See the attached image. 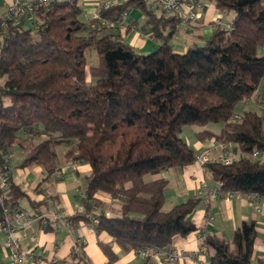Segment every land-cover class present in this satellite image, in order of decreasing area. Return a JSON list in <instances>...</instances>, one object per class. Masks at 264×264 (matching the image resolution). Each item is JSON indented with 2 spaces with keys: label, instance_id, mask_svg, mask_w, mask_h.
Masks as SVG:
<instances>
[{
  "label": "trees",
  "instance_id": "trees-1",
  "mask_svg": "<svg viewBox=\"0 0 264 264\" xmlns=\"http://www.w3.org/2000/svg\"><path fill=\"white\" fill-rule=\"evenodd\" d=\"M182 1L201 10L213 3L233 19L183 54L171 45L182 21L163 9L162 0L101 4L88 21L82 0H51L38 9L34 25L0 19V172L6 174L16 150L23 154L19 167H41L43 182L62 163H88L84 210L66 219L91 222L124 252L168 248L175 237L199 231L189 216L201 199L165 211L168 180L147 179L194 162L196 151L182 137L186 126L222 123L219 134L204 129L198 138L235 144L243 157L204 169L224 192L264 198V161L254 157L264 153L262 118L246 111L230 122L242 101L257 95L264 103L262 0ZM132 9L142 13V28L159 42L156 51L138 52L121 39L117 25ZM93 50L97 65L89 63ZM63 144L69 149L60 161L56 148ZM9 181L0 193V216L7 208L12 218L26 193L10 175ZM256 236L255 222H244L232 241L201 232V247L211 264H253ZM100 247L108 264L118 261L110 245Z\"/></svg>",
  "mask_w": 264,
  "mask_h": 264
},
{
  "label": "crops",
  "instance_id": "crops-1",
  "mask_svg": "<svg viewBox=\"0 0 264 264\" xmlns=\"http://www.w3.org/2000/svg\"><path fill=\"white\" fill-rule=\"evenodd\" d=\"M13 1L0 0V19L6 16L8 6ZM123 1L113 0L114 3ZM103 2L105 0H82L84 20L88 21L95 17ZM200 15L199 20L190 24L181 23L178 26L171 39L174 52L183 54L192 45H204L215 31L217 20L221 21L222 26L227 27L233 19V13L221 12L213 3H208L203 10L200 9ZM144 20L139 10L132 9L124 18L123 24L117 25L118 32L121 39L138 52L151 53L158 49L159 42L150 31L142 28ZM261 93H264V83L259 89V94ZM260 99L254 95L242 101L236 108V114L242 115L246 111H256L261 116L264 127V103ZM204 129L219 134L223 129V124L208 125ZM201 131L200 128L195 129L190 136H186L185 140L196 152L211 147L216 142L214 138L203 140L198 138V133ZM183 135L184 131L182 137ZM227 148L233 160H240L243 157L237 145L230 144ZM257 158L264 161V153ZM19 164H12L11 160L10 176L13 183L26 193L24 199H28L33 211L26 212L23 208L20 209L30 215L38 214L39 211L42 213L58 212L59 214V218L51 219L46 225L36 224L28 230L17 233L23 249H31L40 253V257L36 260H29V264H87L83 258L89 264H108V259L101 250L100 244L110 245L118 255V261L114 264H163L160 261L145 259L136 251L124 252L106 233H98L91 222H73L66 219L84 210L82 199L87 193L86 180L91 169L88 163H62L58 172L45 182L42 181L44 173L41 167L20 168ZM69 165L72 167L65 172L63 177H59V171ZM161 178L169 182L164 204L169 208L165 211L191 198L201 199L198 208L189 216V220L199 228V231L187 237H175L171 247L193 255L201 248V232L232 241L235 231L244 222L253 221L256 224L257 236L252 261L253 264H264V202L250 201L245 194L232 200L197 198L202 183H206L209 189L218 186L210 174L194 162L183 168L163 171L150 179ZM97 197L106 204L111 202L107 194L100 193ZM257 205L260 206V211L256 209ZM114 207L119 208V205L116 204ZM5 239L6 235L0 229V260L5 264H13L12 257L15 250L5 245ZM175 264L191 263L180 261Z\"/></svg>",
  "mask_w": 264,
  "mask_h": 264
},
{
  "label": "built area",
  "instance_id": "built-area-1",
  "mask_svg": "<svg viewBox=\"0 0 264 264\" xmlns=\"http://www.w3.org/2000/svg\"><path fill=\"white\" fill-rule=\"evenodd\" d=\"M51 0H14L9 6L4 18L17 17L19 20H23L28 25L36 24L37 11L40 8L48 6ZM113 0H105L103 5L110 7L113 5ZM264 5V0H262ZM162 7L168 13L177 15L183 24H189L200 19V6L192 2H185L182 0H162ZM127 14L125 15V17ZM5 21H0V31L4 26ZM221 21L217 20L216 25H221ZM108 25V24H107ZM242 119L240 115H234L231 119V123L238 122ZM260 156L259 152H254V157ZM233 159L230 156L227 148V144L222 142H215L211 147H208L202 151H197L194 155V163L200 167L205 168L210 163H222L230 165L233 163ZM72 166H65L62 168L58 176L63 177L65 172ZM6 174L0 172V193L2 190L7 189L10 185L9 175L11 173V166H5ZM243 194L239 192H224L219 187L209 189L206 183H202L197 198H203L205 200L210 199H227L232 200L240 198ZM250 201L264 202V198L257 194L246 195ZM256 209L261 210L257 205ZM8 209L4 208V214L0 216V229L5 233V245L14 249L12 260L13 264H29V260H36L40 257V253H36L31 249H23L17 233L19 231H25L31 228L33 225H46L51 219L59 218L58 212H45L35 215H30L22 210L16 211L13 217L8 216ZM93 223H97L95 220ZM206 234L203 235V238ZM139 255L145 259L151 261H160L163 264H175L180 261L190 262L191 264H211L207 251L204 247H201L199 251L193 255L184 251H179L173 247L168 248H144L137 251Z\"/></svg>",
  "mask_w": 264,
  "mask_h": 264
},
{
  "label": "rangeland",
  "instance_id": "rangeland-1",
  "mask_svg": "<svg viewBox=\"0 0 264 264\" xmlns=\"http://www.w3.org/2000/svg\"><path fill=\"white\" fill-rule=\"evenodd\" d=\"M88 59H89V63L90 64H94V65H97L98 62H99V57H98V54L95 50H93L92 52H89L88 54ZM91 81V78L90 76H88V82ZM237 111H239L237 109ZM210 125H214V124H210ZM197 128H200V129H204L203 126H199V125H190V126H186L185 129H184V135H183V138L184 140H186V136H190L191 132L194 131L195 129ZM69 149V146L66 145V144H63V145H59L56 150H57V153H58V158L60 161H62L64 159V154L66 153V151ZM22 152L19 151V150H16L12 156V164H19L22 160ZM15 157V158H14ZM14 158V160H13ZM153 177L152 175L148 176V180H151L150 178ZM21 208H23V210H25L26 212H31L33 211V208L32 206L30 205V203L28 202V199H23L22 202H21ZM165 208V209H164ZM169 207L168 206H164L163 209L164 210H167Z\"/></svg>",
  "mask_w": 264,
  "mask_h": 264
}]
</instances>
